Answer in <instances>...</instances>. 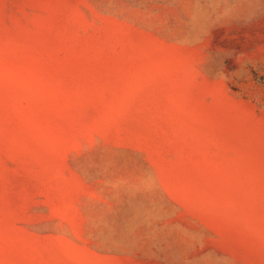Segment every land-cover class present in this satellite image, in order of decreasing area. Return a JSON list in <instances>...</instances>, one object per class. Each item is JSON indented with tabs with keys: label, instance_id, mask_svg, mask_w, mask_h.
<instances>
[{
	"label": "rangeland",
	"instance_id": "374dc122",
	"mask_svg": "<svg viewBox=\"0 0 264 264\" xmlns=\"http://www.w3.org/2000/svg\"><path fill=\"white\" fill-rule=\"evenodd\" d=\"M0 264H264V0H0Z\"/></svg>",
	"mask_w": 264,
	"mask_h": 264
}]
</instances>
